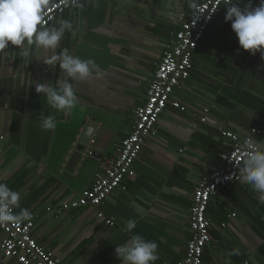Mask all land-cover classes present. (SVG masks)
<instances>
[{
	"label": "crops",
	"instance_id": "crops-1",
	"mask_svg": "<svg viewBox=\"0 0 264 264\" xmlns=\"http://www.w3.org/2000/svg\"><path fill=\"white\" fill-rule=\"evenodd\" d=\"M200 2L82 0L46 27L59 28L62 19L72 23L57 48L25 41L0 56V182L20 193L14 211L31 213L25 221L35 223L33 238L59 264H122L115 247L135 234L157 244L152 264L181 261L191 235L188 214L196 183L222 167L221 131L243 138L260 128L255 141L264 150V57L239 47L223 7L193 55L189 78L171 96L185 111L165 108L134 162V177L124 178L98 207L47 213L77 198L104 160L118 154L163 52L171 48L191 5ZM259 2L241 0L240 6ZM63 49L94 62L87 80L69 78L59 60L48 62ZM65 82L72 84L77 104L58 112L36 86L60 91ZM48 115L56 118L54 131L40 127ZM86 127L93 129L88 143L81 139ZM82 144L89 148L86 157L67 171ZM259 195L239 181L210 201L203 264H264ZM100 212L115 225L99 219ZM129 219L136 221L131 233L125 230ZM233 250L237 254L230 255ZM0 264L18 263L0 254Z\"/></svg>",
	"mask_w": 264,
	"mask_h": 264
},
{
	"label": "built area",
	"instance_id": "built-area-1",
	"mask_svg": "<svg viewBox=\"0 0 264 264\" xmlns=\"http://www.w3.org/2000/svg\"><path fill=\"white\" fill-rule=\"evenodd\" d=\"M81 1L49 0L48 6L43 10L44 20L40 27H48L56 17ZM226 2L227 0H201L182 20L171 48L163 52L152 74L145 103L134 111L132 130L121 141L118 154L104 160L102 169L94 174L90 187L82 190L77 198L63 202L58 208H48V214L58 216L63 212L84 207H98L109 195L121 188L124 178L134 177V162L145 140L155 134V125L165 108L169 105L181 112L185 111L178 102L171 100V96L189 78L193 68V52L209 35L215 16L221 7H227ZM15 47L9 43L6 49L0 51V56ZM261 134L260 128H251L243 138L232 132L221 131V136L226 140L222 167L200 178L193 190L192 205L188 214L191 235L186 245L185 256L181 261L163 264H203V253L210 243L211 222L206 215L209 203L218 196L220 190L229 189L240 181V166L246 152L251 150L246 142L252 141L251 147L259 146L255 137ZM97 217L108 226L115 225L113 218L107 219L101 212ZM232 217L234 214L230 215V218ZM34 227V221L30 220L19 224H0V254L4 258L16 260L18 264H59L57 259L37 244L32 236Z\"/></svg>",
	"mask_w": 264,
	"mask_h": 264
},
{
	"label": "clouds",
	"instance_id": "clouds-1",
	"mask_svg": "<svg viewBox=\"0 0 264 264\" xmlns=\"http://www.w3.org/2000/svg\"><path fill=\"white\" fill-rule=\"evenodd\" d=\"M241 0H227L225 3V22H231L230 27L234 32L241 49L254 55L260 52L264 57V0L259 5L251 4L240 6ZM49 0H0V51L9 45L21 46L26 41L28 45L35 44L43 49H55L58 47L64 30L71 29L72 23L61 20L59 28L49 30L40 27L43 23V10L48 6ZM82 7V5H80ZM193 9L196 4L191 5ZM201 13V12H200ZM28 51H23L27 56ZM60 61V68L69 78L79 81L87 80L92 72L90 65L95 67L92 60H82L70 55L67 49H63L59 56H53L49 63ZM36 92L44 93L48 104L56 111L73 109L77 104V97L72 84L65 82L60 91L51 86L38 84ZM40 127L44 131L56 128V118L48 115L41 121ZM250 149L243 159V167L239 169L240 183L249 185L250 188L260 194L259 199L264 202V150L259 146L251 147L252 141L246 142ZM20 206V193L14 191L6 183L0 182V224H19L27 220L31 213L27 209L15 212ZM136 227V221L129 219L125 230L132 232ZM157 244L135 234L127 241L115 247V255L122 264H152L158 259L156 254ZM237 254L236 250L233 253Z\"/></svg>",
	"mask_w": 264,
	"mask_h": 264
},
{
	"label": "water",
	"instance_id": "water-1",
	"mask_svg": "<svg viewBox=\"0 0 264 264\" xmlns=\"http://www.w3.org/2000/svg\"><path fill=\"white\" fill-rule=\"evenodd\" d=\"M88 129H90V130L88 131ZM92 131H93L92 128H88V127H86V130L84 131L85 136H84V134H83V136L81 137V139H82L83 141H85L86 143H88L89 140H90V137H91V133H92ZM87 148H88V147L86 146V144H85V145H84V144H82V145H78V146L76 147L75 152H73V153L71 154V156H70V158H69V160H68V163H67V165H66V169H67V171L72 172L73 169L76 167V165L79 163V161H80L82 158L86 157L85 155L87 154V153H86Z\"/></svg>",
	"mask_w": 264,
	"mask_h": 264
},
{
	"label": "trees",
	"instance_id": "trees-1",
	"mask_svg": "<svg viewBox=\"0 0 264 264\" xmlns=\"http://www.w3.org/2000/svg\"><path fill=\"white\" fill-rule=\"evenodd\" d=\"M222 8H223V7H221V9H222ZM224 8H225V7H224ZM221 9L219 10V13H220ZM219 13H218V14H219ZM218 14H217V15H218ZM217 15H216V16H217ZM216 16H215V17H216ZM214 19H215V18H214ZM213 22H214V21H213ZM212 24H213V23H212ZM211 27H212V25H211ZM210 33H211V28H210ZM210 33H209V34H210ZM196 50H197V49H196ZM196 50H195V51H196ZM195 51L193 52V55H194Z\"/></svg>",
	"mask_w": 264,
	"mask_h": 264
}]
</instances>
